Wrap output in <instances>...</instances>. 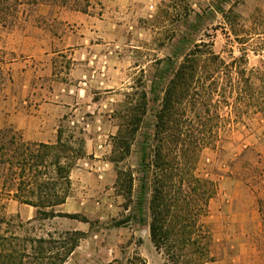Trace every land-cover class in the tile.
<instances>
[{
    "label": "rangeland",
    "instance_id": "obj_1",
    "mask_svg": "<svg viewBox=\"0 0 264 264\" xmlns=\"http://www.w3.org/2000/svg\"><path fill=\"white\" fill-rule=\"evenodd\" d=\"M23 1L30 3L20 6L14 23L0 25V67L4 69V77L0 78V128L12 126L22 135L11 122L12 110L20 104L26 106L25 101L33 105L32 93L44 97L52 90L54 81L67 80L73 54L80 48L83 37L92 44L107 45L101 52L93 49L92 53L102 55L112 51L111 55L124 67L123 85L117 90L125 95L123 102L107 100L109 94L92 88L93 99L99 102L105 95L103 101L112 103L106 108L95 106L96 116L102 113L108 122L122 126L124 133V123L130 117L128 108L141 103V94L146 92V113L128 157L117 164L112 161L121 154V149L114 146L115 135L91 143L93 147L102 143L104 147L97 153H104L103 157L112 162V169L103 181L105 188L110 189L106 198L113 203L106 210L108 217L104 222L91 219L92 231L113 230L115 241L119 236L126 237L117 246L120 263L143 264L145 260L138 255V248L129 247L128 237L136 231L138 236L133 237L142 242L139 235H145L148 229L149 193L141 190L140 157L144 150L151 151L155 115L164 89L184 57L197 45L202 50L211 48L226 62L233 56L240 57L241 49L246 48L247 66H258L264 56L251 50L256 38L242 44L231 25L238 29L254 27L253 16L258 9L264 14V0ZM229 10L236 15L233 24L225 16ZM35 88L38 90L34 91ZM220 114L217 139L204 147L197 166V173L214 180L217 186L205 218L212 231V262L264 264V115L250 112L242 116L227 106L221 107ZM72 119L62 122L64 137L73 136L77 146L84 137L82 124L72 125ZM117 169L133 173L129 203L116 187ZM93 195L99 201L103 199L102 193ZM8 200L7 195L0 193V211H4ZM96 213L100 214L101 209ZM12 223L17 226L22 222L14 218ZM6 227L3 224L1 229ZM54 228L58 230V224L34 222L25 224L19 233L42 235ZM146 251L154 259L152 264H162L151 240Z\"/></svg>",
    "mask_w": 264,
    "mask_h": 264
},
{
    "label": "trees",
    "instance_id": "obj_2",
    "mask_svg": "<svg viewBox=\"0 0 264 264\" xmlns=\"http://www.w3.org/2000/svg\"><path fill=\"white\" fill-rule=\"evenodd\" d=\"M37 0H35L36 2ZM23 0H0V25L14 23ZM233 24L236 15L225 13ZM250 29L232 26L242 44L251 39L252 51L264 56V14L253 16ZM234 26V27H233ZM246 48L241 56L226 62L211 48L199 45L184 57L163 92L156 113L151 151L140 157L141 190L149 193V233L166 264H207L211 254L212 231L205 222L210 202L217 192L214 180L200 176L197 166L204 147L217 139L221 125L220 109L227 106L239 115L260 112L264 115V59L258 66H247ZM4 69L0 67V78ZM143 101L128 108L125 132L119 126L114 146L121 149L114 163L131 152L132 140L146 113ZM123 117V116H122ZM86 155L85 140L74 145L73 136L64 137L63 125L55 143L26 141L12 126L0 128V193L37 208L38 219L55 216L91 221L80 213H63L56 207L71 193L70 173ZM133 173L117 169L116 187L131 202ZM0 211V264H64L88 233L79 230L47 235H21L23 223ZM32 224V221L27 222ZM5 224V230L1 226ZM147 264L146 261L142 262Z\"/></svg>",
    "mask_w": 264,
    "mask_h": 264
},
{
    "label": "crops",
    "instance_id": "obj_3",
    "mask_svg": "<svg viewBox=\"0 0 264 264\" xmlns=\"http://www.w3.org/2000/svg\"><path fill=\"white\" fill-rule=\"evenodd\" d=\"M87 40V37H83L80 50L78 49L80 52L77 50L78 53L73 54V66L69 70L67 80L54 81L52 90L44 97L38 98V93H32L30 98L31 101L35 100L34 104L29 105L28 101H25L26 106L20 104L14 108L11 113V122L21 131L26 141L44 143L57 141L58 129L62 122L73 118L70 121L72 125L82 124L83 131L81 133L84 135L86 155L80 158L77 165L72 169L70 173L72 193L65 203L56 207V211L80 213L90 221L93 218H98L104 222L108 217L106 210L108 211L110 207H113V203L106 198L110 189L105 188L106 185L103 181L112 169V162L103 157L104 153H97L103 149L102 143L98 144L97 147H93L91 143L98 140L103 142L108 135H116L119 127L118 124L105 120V115L102 113H98L96 116L93 108L95 106L106 108L107 105H112L107 100L112 102L117 100L120 103L124 101L125 95L117 91L123 85L124 67L121 61L117 62L116 57L111 55L112 51L110 54L104 53L102 55L92 53L93 49L96 52H101L107 45L92 44ZM94 87L97 90H104L102 93H106L105 95L109 94L105 102L103 101L105 95L99 102L93 99L92 88ZM108 89L109 91H107ZM36 90L38 89L35 88L34 91ZM112 93L115 94L112 95ZM97 102L99 105H96ZM89 118L93 120H89ZM95 192L102 193L103 199L101 201L93 195ZM98 209H101V213L96 215ZM3 213L8 219L17 218L24 225L28 224L29 221H32V224L34 222H51L58 224L59 231L79 230L88 233V236L80 241L64 264H121L117 246L126 237L119 236L118 241L113 240L112 238L115 239V231L113 230L101 228L99 232H94L89 222L61 216L41 220L38 219L36 207L20 203L13 198H9ZM55 230L57 228H54ZM48 232L42 235L46 236ZM144 232L146 236L139 235L142 236V242H139V238L133 237V234L137 235L138 232L130 233L128 237L129 247L136 246L139 250L138 255L147 264H152L154 259L146 251V247H149V240H151L149 225ZM153 250L160 256L159 262L166 264L163 254L154 245ZM207 264H213V262Z\"/></svg>",
    "mask_w": 264,
    "mask_h": 264
}]
</instances>
